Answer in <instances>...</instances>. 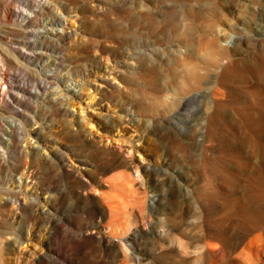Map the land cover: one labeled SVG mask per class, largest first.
Listing matches in <instances>:
<instances>
[{"label": "bare ground", "instance_id": "bare-ground-1", "mask_svg": "<svg viewBox=\"0 0 264 264\" xmlns=\"http://www.w3.org/2000/svg\"><path fill=\"white\" fill-rule=\"evenodd\" d=\"M259 168L264 0H0V264L35 239L57 264L61 237L97 247L79 264L254 262ZM65 208L91 220L73 238Z\"/></svg>", "mask_w": 264, "mask_h": 264}, {"label": "rangeland", "instance_id": "rangeland-1", "mask_svg": "<svg viewBox=\"0 0 264 264\" xmlns=\"http://www.w3.org/2000/svg\"><path fill=\"white\" fill-rule=\"evenodd\" d=\"M16 0H13V4L15 3ZM118 15V11L115 12V15L113 18H115ZM79 24L75 23L74 27L76 29H79ZM84 30V29H83ZM141 37H145L147 40L145 42V46L149 45L151 46V37L146 35V34H140ZM73 47H84L83 45H78L75 44ZM79 48V49H81ZM145 51H151L153 47H144ZM157 48V47H154ZM153 48V49H154ZM74 80L76 83L77 77H74ZM92 94V92H90ZM93 100H88L86 104L89 105H94L98 101V97H96L95 103L92 102ZM93 103V104H91ZM85 107V106H84ZM83 107V108H84ZM77 109L74 110V112L77 114ZM80 113V112H79ZM98 110L97 109H90L85 111L83 114L84 117H89L90 119H93L92 116L90 115H97ZM89 131L98 139L100 140L105 146H110L111 143H114L111 141L112 139H108L106 135H104L100 129L97 127L96 124L90 125ZM233 169H235L233 167ZM232 168L226 169L225 173H231ZM260 171V168L258 169ZM253 173V172H252ZM45 174V173H44ZM241 177H246L245 174H243ZM247 177L249 179H252V187L254 188H249L251 187L250 184H248L246 187L247 189L243 190H249L252 194H250L251 197H253V194H260V200L264 199V170L260 171L259 175L254 173L251 175L248 174ZM260 178V182L258 183V186L256 187V182L257 179ZM106 185L109 183V181L105 180ZM250 183V182H249ZM138 184V182L136 183ZM262 197V199H261ZM244 204L242 208L239 210L234 209L233 211L237 214L239 220L241 222H246L247 224L251 225L252 222L255 220L256 216H259L258 213H260V209L257 206H252L247 204ZM3 215H8L6 211H2ZM211 212L214 215V220L218 221L222 219L225 216V210L221 209L219 206H212L211 207ZM258 212V213H257ZM58 218L62 220L63 224L65 227L69 230L71 233V238L73 236L75 237L76 235L79 234V232L83 231L85 227H88L91 220L87 212L82 211L81 209H72V208H65L64 211H60L58 214ZM231 220V219H229ZM111 221L110 217L107 218L105 221V225ZM263 223L264 226V219L260 220ZM41 227L46 226V222L42 221L40 222ZM29 226V225H28ZM27 226V227H28ZM32 242V241H31ZM33 246H30L25 244L22 247L18 249V254H19V259L17 261V264H33L36 258L44 253V249H42V244L39 241H36V239L33 241ZM245 247L249 250V252L253 255L254 258H256V261H247L246 258L239 252L236 255H234L229 264H264V230H257L253 232L252 234L249 235L247 240L245 241ZM27 248V249H26ZM25 249L24 251H22ZM52 251L54 252L55 256L53 258L56 260L57 264H79V260L83 259L85 256L88 257H93V258H98L99 251L97 247L94 244H90L89 242H81L80 245H74L73 241H70V238H58L56 243L51 246ZM210 250L214 253L218 252V248L215 246H211Z\"/></svg>", "mask_w": 264, "mask_h": 264}]
</instances>
